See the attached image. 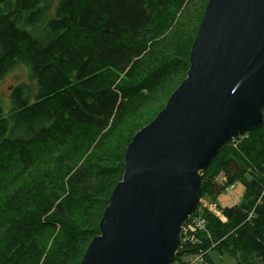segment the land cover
I'll return each mask as SVG.
<instances>
[{"label":"trees","instance_id":"obj_1","mask_svg":"<svg viewBox=\"0 0 264 264\" xmlns=\"http://www.w3.org/2000/svg\"><path fill=\"white\" fill-rule=\"evenodd\" d=\"M189 2L0 0V81L24 64L35 82L12 88L9 113L0 106V185L13 184L0 196V264H80L131 141L97 151L91 137L119 130L145 92L184 80L195 39L181 50L160 39ZM202 177V197L242 182L244 199L217 203L221 216L199 203L206 228L181 234L174 264L211 249L264 264V124L230 140Z\"/></svg>","mask_w":264,"mask_h":264},{"label":"water","instance_id":"obj_2","mask_svg":"<svg viewBox=\"0 0 264 264\" xmlns=\"http://www.w3.org/2000/svg\"><path fill=\"white\" fill-rule=\"evenodd\" d=\"M264 124V0H209L186 77L136 132L80 264H174L204 171Z\"/></svg>","mask_w":264,"mask_h":264},{"label":"rangeland","instance_id":"obj_3","mask_svg":"<svg viewBox=\"0 0 264 264\" xmlns=\"http://www.w3.org/2000/svg\"><path fill=\"white\" fill-rule=\"evenodd\" d=\"M208 0H190V2L180 11L178 17L171 30L163 36L160 40L164 41L168 46H172L176 50L187 48L193 42L197 35L198 27L203 19L204 11ZM183 75L179 74L172 81L158 86L152 92H145L133 103V113L129 112L128 122L124 124L119 130L112 133L95 134L90 140V150L103 151L110 145L121 146L130 141L136 130L146 121L154 119L157 113L166 105L172 89L176 87ZM26 84L30 88L35 86V82L31 78V71L28 66L20 64L13 68L4 78L0 81V106H2L5 113L11 111V90L13 87ZM102 136V137H101ZM115 175L109 178L112 184L117 181ZM217 182L223 186L226 182V175L221 172L217 177ZM229 186V185H228ZM13 187L11 183H3L0 185V196H5L6 192ZM245 195V186L242 182H236L233 189L225 188L218 195L216 200L210 195H204L200 198V206H205L210 202H217L221 206H232L239 204L243 201ZM203 209V208H202ZM208 209V208H207ZM196 210V209H195ZM198 216L202 210H199ZM220 211L219 213H221ZM222 214V213H221ZM1 232V231H0ZM205 252H199L191 255L198 259L192 262V257H185L188 263L192 264H236L237 260L227 252H220L216 249H211L205 257Z\"/></svg>","mask_w":264,"mask_h":264},{"label":"built area","instance_id":"obj_4","mask_svg":"<svg viewBox=\"0 0 264 264\" xmlns=\"http://www.w3.org/2000/svg\"><path fill=\"white\" fill-rule=\"evenodd\" d=\"M234 185L235 184H230L228 186V188L233 189ZM202 208H208L210 211L217 213L218 215L221 214V213H219L220 209H219L216 202H212V203L210 202L209 204H205V206H200V209H202ZM198 213H199V211H197V212L194 211L189 216L188 220L186 221V223L183 227V230H182V233H184V235H185L184 241H187V240L194 241V239H195L194 234L197 233L198 231L206 228L205 220L202 219L201 216H198ZM204 254H206V252ZM197 259L198 258H195L192 256V262L197 260ZM198 260L203 262L204 257H201V259H198ZM192 262L188 263V264H192Z\"/></svg>","mask_w":264,"mask_h":264},{"label":"bare ground","instance_id":"obj_5","mask_svg":"<svg viewBox=\"0 0 264 264\" xmlns=\"http://www.w3.org/2000/svg\"><path fill=\"white\" fill-rule=\"evenodd\" d=\"M192 48V47H191ZM234 187H235V185H234Z\"/></svg>","mask_w":264,"mask_h":264}]
</instances>
